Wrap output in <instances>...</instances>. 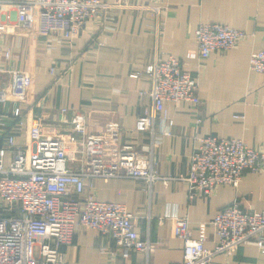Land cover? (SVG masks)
Listing matches in <instances>:
<instances>
[{"label": "crops", "instance_id": "obj_1", "mask_svg": "<svg viewBox=\"0 0 264 264\" xmlns=\"http://www.w3.org/2000/svg\"><path fill=\"white\" fill-rule=\"evenodd\" d=\"M127 1L128 7L89 19L73 43L58 41L55 35L34 40L23 30L10 36L23 53L21 66L29 73L27 103L21 108L38 109L44 131L50 133L72 134L75 110L87 116L89 176L81 199L91 193L98 200L126 204L141 237L158 245L150 259L141 251L124 256L109 232L77 223L56 264L180 262L184 241L175 234L173 215L187 216L194 236L202 222L208 223L206 245L213 247L216 235L209 221L221 208L238 202L244 209L264 210V161L262 171L245 170L238 185L223 183L208 195L191 198L184 179L197 132L241 137L264 151V72L250 67L251 53L264 48V0ZM203 22L225 23L244 30L246 36L207 58H188L197 49L195 32ZM170 54L181 57L184 68L197 77L201 102L197 106L189 100L166 102L174 119L172 133L154 149L162 178L150 190L140 178L106 177L125 142L149 143L151 138L148 132L135 130L137 117L152 103L150 80L145 73H132L143 71L156 56ZM56 63L61 73L53 75L49 67ZM63 107L69 111L62 112ZM196 114L202 117L197 126ZM30 122L26 119L25 128L18 127L24 145L29 142ZM3 134L0 130V141ZM210 264H264V252L250 240L233 254L217 255Z\"/></svg>", "mask_w": 264, "mask_h": 264}, {"label": "built area", "instance_id": "obj_2", "mask_svg": "<svg viewBox=\"0 0 264 264\" xmlns=\"http://www.w3.org/2000/svg\"><path fill=\"white\" fill-rule=\"evenodd\" d=\"M127 0H0V264H56L62 260V246L69 243L77 223L109 232L124 256L141 251L147 259L157 243L141 237L134 215L126 204L98 200L86 188L87 116L83 110L71 115L72 134L45 132L43 117L27 103L29 73L22 66L23 53L10 36L27 31L38 40L55 35L58 41L73 43L89 19L128 7ZM156 11L160 7L156 6ZM246 36L242 29L221 22H203L195 32L197 49L187 57L204 59L213 52L234 47ZM103 44V41H99ZM250 67L264 72V48L250 55ZM58 64L49 67L55 75ZM150 80L152 103L136 119L135 130L148 132L149 143L125 142L119 149L113 171L106 177L143 179L147 188L162 178L154 149L172 133L174 119L166 105L169 101L189 100L195 106L201 98L197 77L184 68L175 55L156 56L143 71ZM144 92V91H142ZM69 111L63 107L62 112ZM238 116V115H237ZM27 127L29 142L18 137V127ZM159 122V124L157 123ZM202 117L196 114V126ZM196 143L190 168L184 179L189 193L208 195L223 183L238 185L245 170H263L264 151L241 137L195 134ZM175 234L184 241L182 261L166 264H210L222 253L233 254L247 241H255L264 252V210L244 209L238 202L221 208L209 221L216 240L206 245L207 224H200L194 236L187 216L173 215Z\"/></svg>", "mask_w": 264, "mask_h": 264}, {"label": "rangeland", "instance_id": "obj_3", "mask_svg": "<svg viewBox=\"0 0 264 264\" xmlns=\"http://www.w3.org/2000/svg\"><path fill=\"white\" fill-rule=\"evenodd\" d=\"M37 113H39V110L37 109V111H36Z\"/></svg>", "mask_w": 264, "mask_h": 264}]
</instances>
